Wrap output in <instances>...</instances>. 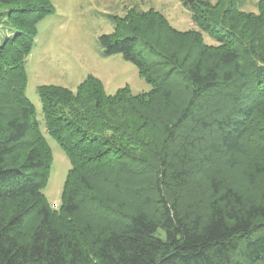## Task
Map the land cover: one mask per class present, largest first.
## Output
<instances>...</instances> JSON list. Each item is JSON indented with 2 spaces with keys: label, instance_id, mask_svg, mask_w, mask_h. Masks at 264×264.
<instances>
[{
  "label": "trees",
  "instance_id": "trees-1",
  "mask_svg": "<svg viewBox=\"0 0 264 264\" xmlns=\"http://www.w3.org/2000/svg\"><path fill=\"white\" fill-rule=\"evenodd\" d=\"M249 1L179 0L195 27L184 32L153 11L112 18L113 31L98 38L101 54L133 64L147 92L108 95L93 76L75 91L37 87L45 131L70 165L52 210L43 194L52 153L25 95V65L54 8L0 0V264H264V201L220 174L264 178V0L256 14L242 12ZM175 87L184 91L179 102ZM135 104L150 108L140 127L157 131L153 162L133 154L145 142L114 117ZM106 171L144 177L132 203L102 208L90 197ZM202 173L208 182L198 185ZM12 202L30 207L8 213ZM84 211L79 236L56 223ZM96 211L113 221H96ZM29 214L38 218L31 229Z\"/></svg>",
  "mask_w": 264,
  "mask_h": 264
},
{
  "label": "rangeland",
  "instance_id": "rangeland-1",
  "mask_svg": "<svg viewBox=\"0 0 264 264\" xmlns=\"http://www.w3.org/2000/svg\"><path fill=\"white\" fill-rule=\"evenodd\" d=\"M214 3L216 0H209ZM256 1H249L243 8L244 13H257ZM54 13L37 25V36L32 51L26 59V88L25 95L35 109V117L40 124L52 153V164L47 185L43 190L45 199L52 210H58L62 186L70 168L69 161L58 144L50 138L44 128L41 102L37 95L38 86H58L75 91L76 87L87 77L97 78L108 95L128 87L132 95L147 92L150 86L142 79L135 66L125 61L120 55L103 57L98 38L110 34L114 28L112 18L128 16L131 10L135 12L153 11L160 14L174 29L184 32L195 29L189 13L181 6L179 0H50ZM204 42L213 44L204 35ZM175 44L176 41H175ZM184 97L181 87L173 90V99L179 102ZM138 113L136 114V112ZM150 113L149 107L135 104L134 109L125 113H115L119 124L126 127L138 140L145 142L136 156L147 158L153 162L154 139L157 131L151 125L142 126V119ZM119 114V115H118ZM138 114L141 117H138ZM113 116V115H111ZM112 117V118H114ZM144 117V118H142ZM121 127V126H120ZM106 139L120 145L117 139L102 132ZM151 137V138H150ZM152 139V140H151ZM23 154L16 153L14 161H21ZM226 182L247 198L263 202L264 178L250 183L240 172L223 168L220 173ZM106 180H99L94 186L92 196L99 200V207L107 202L113 206L118 202H129L135 197V191L142 186L144 177L138 174L117 175L106 171ZM196 184L204 185L208 178L204 173L195 175ZM110 197L111 201H106ZM29 203L12 202L7 206V212L13 213L26 210ZM108 212L107 210H105ZM87 212L77 213L70 220L59 217L56 223L69 234L79 236V222L88 215ZM96 221H113L111 214L101 211L95 213ZM38 218L29 214L28 225L37 224ZM84 238V234L82 235Z\"/></svg>",
  "mask_w": 264,
  "mask_h": 264
}]
</instances>
